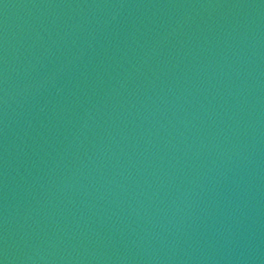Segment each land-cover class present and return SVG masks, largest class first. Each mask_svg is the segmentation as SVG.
<instances>
[{"label":"water","instance_id":"95a60500","mask_svg":"<svg viewBox=\"0 0 264 264\" xmlns=\"http://www.w3.org/2000/svg\"><path fill=\"white\" fill-rule=\"evenodd\" d=\"M0 264H264V0H44Z\"/></svg>","mask_w":264,"mask_h":264}]
</instances>
